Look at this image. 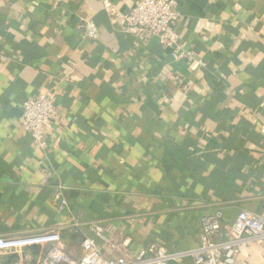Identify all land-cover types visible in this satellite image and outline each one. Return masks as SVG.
<instances>
[{
    "label": "crops",
    "instance_id": "crops-1",
    "mask_svg": "<svg viewBox=\"0 0 264 264\" xmlns=\"http://www.w3.org/2000/svg\"><path fill=\"white\" fill-rule=\"evenodd\" d=\"M103 1L0 0V236L58 231L76 259L86 238L116 258L194 250L217 210L224 231L242 210L264 217V0H174L180 53L125 35ZM110 1L129 13L140 0ZM38 94L59 113L44 150L21 128ZM234 264H264V245Z\"/></svg>",
    "mask_w": 264,
    "mask_h": 264
},
{
    "label": "built area",
    "instance_id": "built-area-1",
    "mask_svg": "<svg viewBox=\"0 0 264 264\" xmlns=\"http://www.w3.org/2000/svg\"><path fill=\"white\" fill-rule=\"evenodd\" d=\"M103 9L110 20L119 21L125 35L158 39L161 46L180 53V37L174 23L178 19L174 0H140L129 13L121 12L110 0L103 1ZM87 40L100 38V29L91 21L80 26ZM59 113L53 96L38 94L27 99L22 108L21 128L31 136L37 149L44 150L47 132L53 127ZM264 160V133L262 137ZM55 200L63 210L67 202L60 191ZM224 214L221 210L202 218L200 245L185 253H171L157 244L142 247L137 253L125 251L116 258L102 252L94 239L82 241L83 254L76 259L62 250L58 231H45L23 236H0V256L11 258L10 264H28L27 251L44 248L38 264H174L183 257H191L194 264H234L242 247L264 245V217L242 210L229 229L223 228ZM94 232L114 251H122L129 243H112L102 235L103 228L96 225ZM26 255V256H25Z\"/></svg>",
    "mask_w": 264,
    "mask_h": 264
}]
</instances>
